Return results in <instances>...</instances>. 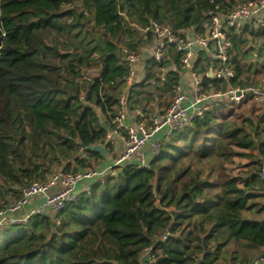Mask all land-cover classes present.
Here are the masks:
<instances>
[{
  "label": "trees",
  "instance_id": "1",
  "mask_svg": "<svg viewBox=\"0 0 264 264\" xmlns=\"http://www.w3.org/2000/svg\"><path fill=\"white\" fill-rule=\"evenodd\" d=\"M246 1L0 0V208L57 168L96 170L104 158L97 145L111 148L123 94L138 122L154 97L174 96L185 68L173 46L161 62L145 58V79L128 85L121 52L152 44L142 28L158 21L205 36L210 13ZM249 35L264 38V28L230 32V81L207 76L216 59L200 51L204 92L258 84L246 63L254 58ZM227 105L217 100L146 166L115 167L61 212L0 227V264H146L147 251L157 264H221L229 253L232 264H252L264 252V113L258 125L240 124ZM238 159H248L239 162L242 177Z\"/></svg>",
  "mask_w": 264,
  "mask_h": 264
},
{
  "label": "built area",
  "instance_id": "2",
  "mask_svg": "<svg viewBox=\"0 0 264 264\" xmlns=\"http://www.w3.org/2000/svg\"><path fill=\"white\" fill-rule=\"evenodd\" d=\"M219 8V7H217ZM212 22L205 36L188 30L185 35L170 26L158 21L142 28L144 34H151L153 42L144 45L136 53L130 52L126 47L122 48V58L131 69L128 80L130 84L135 75V65L142 63L144 58H153L161 62L168 49L173 46L178 54H181V64L191 74L193 87L191 94H187L183 86L179 84L169 106L143 122L128 123V113L125 109V96L120 98L122 110L115 119L116 127L109 131L106 142L111 143L117 134H124L126 146L123 153L115 163L106 170H82L76 173L64 174L57 172L47 181H34L21 187L19 198L14 200L8 207L0 208V227L12 224L27 223L32 215L57 214L64 210L71 202L76 201L80 194L88 192L95 181H103L106 176L116 174L115 167L135 161L139 167L147 165L146 148L150 146V154L157 155L162 146L173 133L190 126L194 118L209 110L214 102L223 100L228 104L239 105L248 96L264 99V86L247 88L230 87L227 92L212 91L204 92L203 75L195 70L200 51L206 52L216 59V68L210 69L214 77L219 80L234 79L236 72L230 65L233 44L230 32L241 30H258L264 28V0H248L230 9L225 14H212ZM209 73V72H208ZM208 76V74H207ZM264 175V169L262 176ZM56 188L54 193H49ZM38 195H43L44 200L30 212L21 215ZM164 235L163 240L167 239ZM148 256L146 264H157V257L146 252ZM257 264H264V257Z\"/></svg>",
  "mask_w": 264,
  "mask_h": 264
},
{
  "label": "rangeland",
  "instance_id": "3",
  "mask_svg": "<svg viewBox=\"0 0 264 264\" xmlns=\"http://www.w3.org/2000/svg\"><path fill=\"white\" fill-rule=\"evenodd\" d=\"M249 39V45L251 48H254L252 51V54L254 58L249 59L246 61L248 65L253 64V71L254 73L252 74V80H255L258 84L255 85V87H263L264 86V38H258L254 39L253 36L251 37L250 35L247 36ZM260 55V56H259ZM258 72L256 73V71ZM260 71V72H259ZM184 75H188V72L186 69H184V74H183V80H184ZM173 99V96L171 95H164L163 97H154L153 102L148 106L149 112H146L145 116H151L154 115L157 112H162L164 111L169 104L171 103ZM230 105V104H229ZM226 106L225 113L228 111L232 110L233 114L235 117H237L238 122L241 124L244 119L248 120H253L256 122V125L259 124L260 118L264 113V99L260 98H252L250 101H244L243 103L239 105H234V106ZM234 117V118H235ZM148 118V117H147ZM256 137V136H255ZM257 141L263 140L262 138H255ZM98 150H100L103 154L104 152H107L108 149H106L105 145H97ZM112 146V145H111ZM110 153V150H109ZM254 154H257L256 152H253ZM242 162H247V160L243 159H238L236 165H233L234 168V173L238 176H243L244 172L246 171L244 168L240 167L242 166ZM243 163V164H244ZM102 164V160L95 162V168L96 170H99V167ZM61 168H57L56 172H60ZM11 197V194L8 196V198ZM11 202L14 200H10ZM261 202L264 203V199L261 200ZM193 231L194 234L196 235V231L193 229V227H190ZM188 230V227L186 228Z\"/></svg>",
  "mask_w": 264,
  "mask_h": 264
},
{
  "label": "crops",
  "instance_id": "4",
  "mask_svg": "<svg viewBox=\"0 0 264 264\" xmlns=\"http://www.w3.org/2000/svg\"><path fill=\"white\" fill-rule=\"evenodd\" d=\"M145 59V58H144ZM144 61L142 63H138L135 65V75L133 76L132 78V81L131 83L128 85H131L133 84V82H141L145 79V75H146V71H145V65H144ZM188 72V75H184V80H183V76H182V79H181V85L183 86L184 90L186 91L187 94H191V90H192V87H193V80H192V77H191V74L188 70H186ZM255 98V97H254ZM228 104V103H227ZM229 105V104H228ZM230 106H234L233 104H231ZM159 112L155 113V114H158ZM146 113H143V118L145 120H148L150 119L152 116L154 115H151V116H145ZM148 117V118H147ZM128 123H137L138 121H136V118L135 116H130L128 115V120H127ZM112 146L111 148H108V151L107 152H104L101 153L103 155V159H102V164L101 166L99 167V170H106L107 168H109L110 166H112L115 161L117 160V158L123 153L124 149H125V146H126V140H125V135L124 134H117L112 142L110 143ZM109 150H110V153H109ZM150 146H147L146 148V154L147 156L150 154ZM56 191V188H52L49 193H54ZM44 200V196L43 195H38V196H35L30 204L24 209L21 211V215H24L25 213H28L30 212L34 207H36L39 203H41L42 201ZM237 246H230L228 248L229 251L231 252H234V251H237ZM229 259L228 261H224V259L222 258L220 261L221 264H232L231 261H232V256H231V253H229Z\"/></svg>",
  "mask_w": 264,
  "mask_h": 264
},
{
  "label": "water",
  "instance_id": "5",
  "mask_svg": "<svg viewBox=\"0 0 264 264\" xmlns=\"http://www.w3.org/2000/svg\"><path fill=\"white\" fill-rule=\"evenodd\" d=\"M208 76H209L210 78H213V77H214V72H213V70H210V71H209ZM263 182H264V175H263ZM263 257H264V252L261 253L260 255H258V256L255 258V260L253 261L252 264H257V262H258L261 258H263ZM201 262H202V259H199L198 262H197V264H200Z\"/></svg>",
  "mask_w": 264,
  "mask_h": 264
}]
</instances>
